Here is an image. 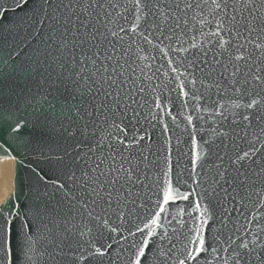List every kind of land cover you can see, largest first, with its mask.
Listing matches in <instances>:
<instances>
[{
  "label": "snow or ice",
  "instance_id": "6c2138e0",
  "mask_svg": "<svg viewBox=\"0 0 264 264\" xmlns=\"http://www.w3.org/2000/svg\"><path fill=\"white\" fill-rule=\"evenodd\" d=\"M30 145L0 264H264V0H0V159Z\"/></svg>",
  "mask_w": 264,
  "mask_h": 264
},
{
  "label": "water",
  "instance_id": "95a60500",
  "mask_svg": "<svg viewBox=\"0 0 264 264\" xmlns=\"http://www.w3.org/2000/svg\"><path fill=\"white\" fill-rule=\"evenodd\" d=\"M210 18V17H209ZM200 21L197 19V21H194V23H199ZM197 36V40H203V36H200L199 33H196ZM185 39H188V37H185ZM186 47H190V43L188 45H185ZM163 47V45H162ZM148 52L143 53L142 55H148ZM152 56H156L158 57L156 60L152 61L153 64H160L162 61L159 58L160 54L153 51L151 53ZM165 69H161L160 72L157 73V76H159V79H153L151 81V83L155 86V85H159L160 86V92H159V98L161 100L162 103L167 102L166 98H170L172 101H175V93H170V89L173 87V85L171 83H168V78L164 77L163 75H161V73L164 71ZM147 71V70H146ZM149 75H151V73H148ZM165 84H167V88H165ZM153 92H155V87L153 88ZM223 102V101H222ZM234 103H239V101H235V102H227V107L229 109L230 112H237L239 111V109L234 107ZM169 107L173 108V113L176 114V109L172 104H169ZM155 110V109H153ZM205 115L207 116V113L205 112ZM5 116H7V114H5ZM168 123L170 125V128L172 127V122L170 120V118H167ZM177 121L180 123V127L179 128H175L174 131H171L169 133V135L172 136V142H173V155H172V163L175 167H178L182 172L184 171V167L188 162V149L190 147V145L188 144V136L186 133H183V127H184V121H183V117L180 115H177ZM207 125H205V129H207ZM160 128L161 125L160 124H156L155 130L153 132L154 138H158L159 137V132H160ZM202 132H204V130H202ZM205 136H210L211 133L208 132H204ZM180 137L181 139V144L179 147V154L178 151L175 147V142H176V138ZM199 139V137H198ZM13 155H16V169H15V177L17 176V174H19L20 177H25L28 173V167L29 164L31 162L32 166H35L36 163V155H35V150L33 148V146H28L27 148H20L18 149V154L16 152L13 153ZM179 159V164H176V160ZM161 160H162V156H161ZM186 175V173H185ZM184 203L181 202V207H184ZM191 211V210H189ZM176 212V209H173L172 215L174 216ZM150 215V213H149ZM185 219H187V216H185ZM165 226H167L168 231L171 232L173 227L177 226V222L176 220H170V218L165 219L164 221ZM177 256L179 257V253H177ZM32 260L34 262V264H39V253H36L35 255L32 256ZM203 264V262H202Z\"/></svg>",
  "mask_w": 264,
  "mask_h": 264
},
{
  "label": "bare ground",
  "instance_id": "6f19581e",
  "mask_svg": "<svg viewBox=\"0 0 264 264\" xmlns=\"http://www.w3.org/2000/svg\"><path fill=\"white\" fill-rule=\"evenodd\" d=\"M15 168L16 160L0 159V198L12 187L9 186V179L15 176Z\"/></svg>",
  "mask_w": 264,
  "mask_h": 264
},
{
  "label": "rangeland",
  "instance_id": "374dc122",
  "mask_svg": "<svg viewBox=\"0 0 264 264\" xmlns=\"http://www.w3.org/2000/svg\"><path fill=\"white\" fill-rule=\"evenodd\" d=\"M16 169V168H15ZM14 175L13 176H11V178L9 179V186H11L12 185V187L9 189V186H8V191L7 192H5V194L0 198V202H3L5 199H7L8 198V196L9 195H11L12 194V192H13V190H14V184H13V180H14Z\"/></svg>",
  "mask_w": 264,
  "mask_h": 264
}]
</instances>
